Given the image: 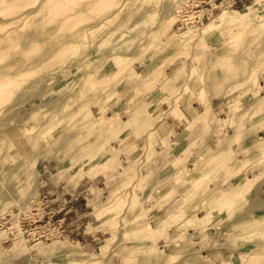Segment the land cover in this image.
<instances>
[{"label": "rangeland", "instance_id": "rangeland-1", "mask_svg": "<svg viewBox=\"0 0 264 264\" xmlns=\"http://www.w3.org/2000/svg\"><path fill=\"white\" fill-rule=\"evenodd\" d=\"M187 1L0 0V223L13 209L36 198L47 197V210L57 212L47 195H39L41 173L50 163L59 164L56 168L62 174L60 168L68 164L96 161V142L104 131L90 108L126 96L136 61L146 62L142 76L160 82L164 60H186L192 55L200 63L196 54L214 52L210 80L233 83L234 93L247 100L244 109L258 103L243 95L252 92L245 88L259 87L264 71V0H247L241 8L252 6L244 17L233 9L219 11L199 27L180 30L178 11ZM121 182L102 211L109 213L106 223L117 230L108 243L138 242L153 233L158 223L150 221L124 177ZM214 190L233 219L240 195L235 189L222 191L218 184ZM185 192L191 200L199 195L188 188ZM57 217L62 216L57 213ZM253 219L264 226L262 215ZM253 227L249 219L236 225L244 243L256 238L260 245L255 251L243 247L242 263L246 258L252 262L254 254H261L264 261V233L253 234ZM47 243L51 242L30 245L0 228V264H36ZM13 244L21 247L19 253L11 252ZM182 250L174 246L170 261ZM104 253L86 255L91 262L101 260Z\"/></svg>", "mask_w": 264, "mask_h": 264}, {"label": "crops", "instance_id": "crops-1", "mask_svg": "<svg viewBox=\"0 0 264 264\" xmlns=\"http://www.w3.org/2000/svg\"><path fill=\"white\" fill-rule=\"evenodd\" d=\"M246 1L233 9L242 17L252 6L241 8ZM213 53L196 54L200 63L192 55L164 60L160 82L142 76L146 62L136 61L126 96L91 106L104 131L96 161L68 164L62 174L59 164L50 163L41 173L39 195H47L58 216L66 217L67 233L47 243L36 264H246L243 247L259 250L256 238L243 242L236 225L249 219L253 234L264 233L253 219L264 217V71L259 87H247L252 92L243 95L258 103L244 109L247 100L234 93L233 83L210 80ZM122 177L150 221L158 223L138 242L108 243L117 230L102 211ZM216 184L240 195L233 219L222 196L213 193ZM186 188L199 195L187 198ZM218 217L226 218L220 223L214 221ZM174 246L183 250L170 261ZM101 251V260L88 261L87 255ZM254 255L248 264H264L261 254Z\"/></svg>", "mask_w": 264, "mask_h": 264}, {"label": "built area", "instance_id": "built-area-1", "mask_svg": "<svg viewBox=\"0 0 264 264\" xmlns=\"http://www.w3.org/2000/svg\"><path fill=\"white\" fill-rule=\"evenodd\" d=\"M240 0H190L178 11L177 29L203 25L205 19L217 12L234 9ZM47 197L36 198L12 213L4 216L0 228L8 230L10 236L20 235L28 244L53 242L66 236V217L47 210ZM9 216V218H7Z\"/></svg>", "mask_w": 264, "mask_h": 264}, {"label": "bare ground", "instance_id": "bare-ground-1", "mask_svg": "<svg viewBox=\"0 0 264 264\" xmlns=\"http://www.w3.org/2000/svg\"><path fill=\"white\" fill-rule=\"evenodd\" d=\"M15 1H19V0H15ZM4 3V2H3ZM21 4V3H20ZM20 7H22V5H19ZM23 10V9H22ZM31 10V9H30ZM180 10V9H179ZM27 12V11H26ZM31 14V13H30ZM21 16H22V14H21ZM167 18V17H166ZM165 19V18H164ZM211 29V28H210ZM1 82V81H0ZM6 93H7V91H6ZM9 93V92H8ZM17 202V201H16ZM20 206V205H19ZM3 222V221H2ZM10 236V235H9ZM8 241V240H7ZM12 248H11V252L12 253H19L20 252V249H21V247L20 246H18V245H15V244H13L12 246H11ZM40 249V248H39ZM102 253V252H101ZM100 254V253H99ZM33 255V254H32ZM32 255H31V257H32ZM96 255H98V254H96ZM33 257H35V255H33ZM32 259H34V258H32ZM40 259V258H39ZM39 262H41V261H39ZM42 262H45V261H42Z\"/></svg>", "mask_w": 264, "mask_h": 264}]
</instances>
